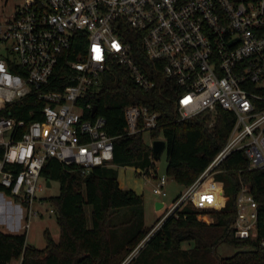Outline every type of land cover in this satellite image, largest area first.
<instances>
[{
  "label": "built area",
  "instance_id": "obj_1",
  "mask_svg": "<svg viewBox=\"0 0 264 264\" xmlns=\"http://www.w3.org/2000/svg\"><path fill=\"white\" fill-rule=\"evenodd\" d=\"M7 3L0 0V185L25 206V232L40 215L33 208L36 182L49 159L75 165L82 173L113 159L105 119L95 117L90 105L85 108L95 118L84 119L78 104L98 85L109 61L126 67L142 90L154 86L134 62L125 28L141 34L146 55L161 61L164 75L181 87L180 119L217 108L235 117L224 147L173 201L164 220L185 202L198 209L223 208L222 183L213 171L233 151L243 150L249 169L264 170V0H20L12 12ZM79 35L86 46L65 63L68 71L62 74L61 58ZM28 98L34 99L33 106L42 103L29 112L42 120L8 115ZM124 119L127 135L150 133L159 113L129 105ZM136 171L156 181L154 195L166 196L165 177ZM215 184L221 204L196 201ZM234 205L235 238H257L258 205L248 186L237 192ZM258 245L264 248V236Z\"/></svg>",
  "mask_w": 264,
  "mask_h": 264
},
{
  "label": "trees",
  "instance_id": "obj_2",
  "mask_svg": "<svg viewBox=\"0 0 264 264\" xmlns=\"http://www.w3.org/2000/svg\"><path fill=\"white\" fill-rule=\"evenodd\" d=\"M123 36L134 62L154 82L153 88L142 90L126 67L109 61L98 85L88 90L78 104L84 107V119H105L106 133L113 138L110 165L82 173L75 165L49 159L40 176L59 183V195L48 198L59 227V239L55 242L46 230L45 247L36 249L26 245L25 233L0 231V264L18 259L20 264H123L138 248L150 232L144 223L143 200L135 192L119 187L117 168L133 167L147 173L154 165L151 146L143 141V133L125 132L127 106H144L159 113L158 125L149 133L150 138L166 142L165 174L184 188L197 180L226 144L234 115L217 108L212 114L180 119L177 99L181 87L164 75L161 61L146 55L138 31L125 28ZM85 46L86 40L79 35L61 58L58 68L62 74L68 71L65 63L76 59ZM61 78L56 75V80ZM67 84L62 82L63 86ZM33 100L25 99L8 115L27 122L42 120L39 114L29 115L30 109L42 105L37 102L33 106ZM87 105L97 107L95 117L85 108ZM17 108L22 111L17 112ZM214 178L223 184L228 198L222 210L199 211L184 206L168 216L126 264H264V248L258 245L264 236V170L249 169L243 150H237L215 168ZM243 186L249 187L258 205L255 239L241 240L233 234L235 196ZM0 193L10 195L1 185ZM199 214H208L213 221L203 223L197 219ZM183 243H188V247L184 248ZM220 245L243 250L221 257L217 253Z\"/></svg>",
  "mask_w": 264,
  "mask_h": 264
},
{
  "label": "rangeland",
  "instance_id": "obj_3",
  "mask_svg": "<svg viewBox=\"0 0 264 264\" xmlns=\"http://www.w3.org/2000/svg\"><path fill=\"white\" fill-rule=\"evenodd\" d=\"M20 0H8L7 9L9 12H12L14 6L17 5ZM143 141L151 146L152 139L150 138L149 133H143ZM153 169H151V173H154L157 177H165L167 180V184L165 186L166 196L162 197L159 195H154L152 193V187L156 184L155 180H150L147 176L140 174L139 171H136L133 167H118L117 168V181L119 187L122 190H131L141 196L143 200V208H144V223L145 226L150 229V232L145 237V239L140 243L139 246L143 245V242L150 236L154 231H156L162 224V221L170 211L172 204L174 203L175 197L184 189L182 186L178 185L175 181L167 177L165 174L166 169V155L165 151L162 153L161 157L158 160L153 159ZM215 170V169H214ZM214 173V171H213ZM214 175V174H213ZM217 181V180H216ZM49 182L50 186H47ZM219 182V181H218ZM221 183V182H220ZM37 190L35 191L36 203H34L33 208L37 212L40 213L37 217H33L30 222V227L26 230V232L20 227L18 231L26 234V245L30 247H34L36 249H43L45 247V238L44 232L46 229L49 230L51 237L55 242L59 239V227L56 223V218L54 214V209L48 202L49 197H55L59 195V183L57 181H46V179L40 176L36 182ZM215 188L219 190V193H214L213 190L208 191L205 190L204 195H197L195 198L196 201L203 203V205H219L221 201V191L217 184L213 185ZM223 189V184H222ZM223 196L224 190H223ZM207 197V199H205ZM0 198L5 202H10L11 205H18L22 212L25 214V206L21 202H17L13 196L6 195L4 193L0 194ZM163 203V207L159 210H155V203ZM226 205V202H225ZM224 205V207H225ZM184 206H191L193 208L194 205L191 202H185ZM223 207V208H224ZM223 208L215 209V208H202L198 209L199 211L203 210H217L220 211ZM197 219L203 223L209 224L213 221V218L208 214H199ZM24 217L20 220V226L24 223ZM0 228L4 229L5 227L2 225ZM188 243H183L182 246L184 248L188 247ZM138 246V247H139ZM243 250L242 248H236L231 245H220L217 248V253L221 257H228L233 255L234 253ZM137 252V249L133 251V253L127 258V260L123 263L126 264L129 259L134 256ZM9 264H20V259L13 260Z\"/></svg>",
  "mask_w": 264,
  "mask_h": 264
},
{
  "label": "crops",
  "instance_id": "obj_4",
  "mask_svg": "<svg viewBox=\"0 0 264 264\" xmlns=\"http://www.w3.org/2000/svg\"><path fill=\"white\" fill-rule=\"evenodd\" d=\"M182 188L184 189V187ZM211 190H213L214 193L215 192L219 193V190L215 188L214 186L211 189L210 188L208 189V191H211ZM179 194H181V192ZM177 196L175 197V199L177 198ZM205 199H207V197ZM201 200H204V199H201ZM23 217H24V213L22 212V209L18 205L15 204L13 206L11 205L10 202H5L4 200L0 198V226L3 225L5 227L4 229L0 228V231H2L3 233H10V234L21 233L18 230L21 227L20 220ZM46 230L49 232L48 229Z\"/></svg>",
  "mask_w": 264,
  "mask_h": 264
},
{
  "label": "water",
  "instance_id": "obj_5",
  "mask_svg": "<svg viewBox=\"0 0 264 264\" xmlns=\"http://www.w3.org/2000/svg\"><path fill=\"white\" fill-rule=\"evenodd\" d=\"M97 111V107L96 106H93L92 107V110H91V113L94 114L95 112ZM166 150V142L164 140H154L152 141V144H151V153H152V158L154 160H158L162 153ZM47 186H50L49 182L47 183ZM1 194V193H0ZM163 207V203H159L157 202L155 204V209L156 210H159ZM149 238V237H148ZM147 238V239H148ZM147 239L145 241H147ZM145 241L143 242V244L145 243ZM142 246V245H141ZM139 246L137 248V250L141 247Z\"/></svg>",
  "mask_w": 264,
  "mask_h": 264
}]
</instances>
